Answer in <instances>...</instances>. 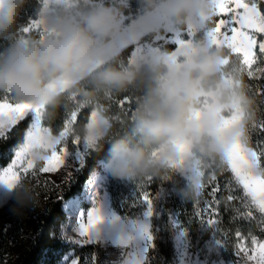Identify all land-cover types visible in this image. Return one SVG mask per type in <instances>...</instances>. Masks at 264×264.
<instances>
[{
	"label": "trees",
	"instance_id": "1",
	"mask_svg": "<svg viewBox=\"0 0 264 264\" xmlns=\"http://www.w3.org/2000/svg\"><path fill=\"white\" fill-rule=\"evenodd\" d=\"M107 5H110L109 1ZM115 7L124 15L136 18L153 10L155 6L151 0H124L123 4L115 3ZM261 7L264 8V4ZM41 9L42 0H24L13 29L0 34V52L29 37L25 31L39 17ZM219 18L215 17V19ZM209 23L211 22H207L205 30L209 29ZM181 28L186 30V24L181 25ZM203 38V34L199 33L196 41ZM35 41H38V37L33 36L31 42ZM134 46H127L106 62L117 67L137 70L140 73V79L134 86L125 91L98 89L85 80L58 94L45 108L43 124L54 135H58L63 129L65 120H69L74 113L77 114L73 134L66 141L70 150L75 148L72 144L73 139L79 138L82 144L94 111L103 112L109 121V128L100 145L86 157L82 168L67 185L56 186L47 178V175L39 173L38 169L34 177L32 171L22 176L20 181L23 180L30 185L26 189L29 193V202L21 208L20 203L12 196L9 203L0 210V264H57L62 256L71 250L76 251L81 263H84L85 257L95 253L97 264H117L108 260L105 250L100 245L89 244L77 248L64 240L61 230L67 215L63 204L66 200L83 193L92 173L110 159L113 144L123 140H139L135 122L145 92L152 86V73L149 70V64H142L139 68L132 65L131 54ZM175 48V44H169L164 50L172 52ZM235 59V56L231 57L232 61ZM256 66L264 68L260 60L254 68ZM223 75L234 76L239 87L242 86L247 96L251 98L252 112L246 133L247 144L258 154L264 152V130L260 127L264 124V94L261 93L264 89V78H249L246 73L239 77L231 74L227 67L223 69ZM221 76L222 74H216L211 83L212 88L217 87ZM5 95L17 101H23L11 93L0 91V98ZM125 97L131 102L120 107L118 102ZM30 123L31 118L20 122L9 134L8 139H0V169L11 163L15 151L26 138ZM158 148H151V155ZM193 152L196 156L202 157L205 164L219 159L202 151L193 149ZM157 166L155 172L142 174L133 179L112 175L108 183L112 205L121 215L132 216L143 212L147 204L140 199V194L142 191L151 194L156 215L152 221L154 249L150 252L149 264H174L172 222L175 218L188 231L193 247H202L208 242L218 241L222 245V257L233 264L237 261L233 249L237 230L246 236L252 234L264 239V231H262L264 214L253 209V217L249 219L244 215L249 209L238 200L228 199L229 195L242 196L243 191L235 183L227 167L204 170L202 194L199 199H196L191 187L180 173L164 165L157 164ZM261 166L264 167V155L261 156ZM147 177H153L150 184ZM217 185L219 190L214 197L210 196L209 193ZM209 202L219 212L214 225L207 223L208 216H205L202 221L196 215V212L203 209Z\"/></svg>",
	"mask_w": 264,
	"mask_h": 264
},
{
	"label": "clouds",
	"instance_id": "2",
	"mask_svg": "<svg viewBox=\"0 0 264 264\" xmlns=\"http://www.w3.org/2000/svg\"><path fill=\"white\" fill-rule=\"evenodd\" d=\"M78 2V0H77ZM163 7L178 26L193 20H209L215 13L213 0H151ZM24 0H0V34L13 29ZM46 23L52 35L42 41L16 42L0 52V91L46 107L57 96V87L65 81H88L94 88L125 91L140 79L134 69L100 63L105 42L121 26L117 12L102 0L87 7H57ZM226 58L223 48L198 42L186 49L182 60L166 64L149 62L152 86L138 108L136 132L139 140H123L112 145L107 166L120 178L133 179L155 172L157 163L150 149L164 147L174 156L177 145H186L210 156L220 157L222 150L246 139L252 101L241 87L212 88L217 69ZM209 96L205 107L203 99ZM236 104L242 118L229 121ZM46 151L39 146L32 156L42 161ZM25 181L8 188L21 205L29 202Z\"/></svg>",
	"mask_w": 264,
	"mask_h": 264
},
{
	"label": "rangeland",
	"instance_id": "3",
	"mask_svg": "<svg viewBox=\"0 0 264 264\" xmlns=\"http://www.w3.org/2000/svg\"><path fill=\"white\" fill-rule=\"evenodd\" d=\"M108 1L110 5H107ZM99 2H101V0H78V2L77 0H42V9L39 17L27 28L33 30L28 31L26 29L25 32L29 37L22 41L30 43L33 36L38 37V41H42L52 35L46 20L48 14L55 8L87 7L90 3L95 4ZM123 2L124 0H102V3L106 7H111L113 11L117 12L121 21V26L119 31L113 35L110 40L104 43L100 53V63L108 62L127 46L135 45L131 54V63L135 68H139L142 64H149L153 59H158L166 64H172L183 59L184 52L188 47L198 42H208L209 29L205 30L208 22L206 19L189 21L186 23L187 29L183 30L181 25L178 26L171 20L167 11L164 10L162 6L154 7L153 10L143 15L131 18L130 16L124 15L121 10L115 7V3L123 4ZM37 25L39 26V30L35 27ZM199 33H202L204 38L200 41H196V36ZM169 44L176 45L174 51L166 52L164 50L165 46ZM225 67L223 59L216 73L222 74L216 88L239 87V83L234 76L223 75V69ZM75 84L76 83L72 81L61 83L56 86L58 94L70 89ZM23 102L28 101L23 100ZM31 104L40 108L42 126L45 127L43 124V116L46 106L37 103ZM203 104L205 107L209 104V96L204 97ZM74 114L69 119V121H71L69 136L61 145H58V149L67 146L66 141L73 134V127L77 116L76 113ZM228 115L229 121L232 122L233 116L238 115L242 117V112L236 104H233ZM238 120L240 119L236 121ZM31 123L27 130L26 137L32 132ZM45 128L49 129L47 127ZM108 128L109 121L104 116L103 112L101 110L94 111L87 126L86 135L82 141V144L83 142H90L92 150L83 153V158L79 160V166H77L76 146L73 150H70L67 146L71 152L66 158L67 167L62 168L56 173L43 174L47 175V178L56 186L67 185L69 183L67 181V172L70 169H74V171H72V180L84 165L86 157L100 145ZM49 139L55 141L57 137L52 135ZM21 146H23V144ZM180 146H184L186 153L181 151ZM18 150L19 148L16 151ZM165 151L164 147H159L152 153L151 157L157 164L173 168L180 173L191 187L194 197L199 199L202 194L203 186L199 190V195H197L193 168L203 163L202 157L196 156L193 149L186 145H177L176 154L174 156L165 155ZM180 161H184L185 163L179 165ZM42 164L43 161H38L36 169H39ZM2 170L3 169H0V171ZM31 171L32 170H30V172ZM112 175L114 174L109 170L107 163H103L98 170L92 173L89 180L86 182L83 193L80 196L70 198L64 202L63 209L67 215V219L62 226L61 234L64 240L70 243L71 246L82 248L81 240L83 238L79 237L78 234V221L81 214L87 215L89 211L94 210L101 217L100 222L111 225L116 229V235L113 237L102 236L96 229L97 224L93 229V243L91 244L100 245L105 250L108 260L111 262H116L117 264H130L131 259L136 257L142 259L143 264H149L150 252L154 249L152 221L156 213L153 209V202L151 203V214H149L148 205L143 212L136 215L129 216L119 214L112 205L111 195L108 191V183ZM17 182H20V180ZM11 198L12 194L8 187H3V190L0 192V210L9 203ZM172 225L175 246L174 264H233L222 257V245L218 241L208 242L202 247H193L190 243L188 231L182 227L181 223L177 221L176 218L173 220ZM141 227L147 228L151 239L141 234ZM77 257L79 258L76 251L71 250L64 254L57 264H72V261ZM88 264H92V261H89ZM241 264H248V262L242 259Z\"/></svg>",
	"mask_w": 264,
	"mask_h": 264
},
{
	"label": "snow or ice",
	"instance_id": "4",
	"mask_svg": "<svg viewBox=\"0 0 264 264\" xmlns=\"http://www.w3.org/2000/svg\"><path fill=\"white\" fill-rule=\"evenodd\" d=\"M215 5V13L209 19L208 43L223 48L226 53L224 65L230 70L231 74L238 75L247 74L249 78H264V68L256 66L257 61L264 64V0H213ZM215 17H220L215 19ZM39 30V26H35ZM32 31L33 29H27ZM258 50V51H257ZM235 56V61L231 57ZM259 74V75H257ZM264 94V89L261 90ZM131 100L127 97L120 100L119 106L123 107L129 104ZM40 108L28 102L17 101L10 96L5 95L0 98V139H8L9 134L20 123L28 118H31L32 132L23 142V146L15 152L14 159L11 160L10 165L0 171V185H5L11 188L16 184L22 176H26L32 170L33 177L36 175L37 160L32 156L34 147H42L46 151L43 157V164L39 167V173H56L66 166V158L71 154L67 146L60 147L69 136L71 130V121L65 120L63 129L55 135L57 139L52 141L49 139L52 135L50 129L42 126L40 116ZM75 115V114H74ZM240 116H233L232 122L241 119ZM264 130V124L260 125ZM72 144L76 146L77 166L79 160L83 158L85 151H91L90 142H83L81 148V141L78 138L72 140ZM181 151L186 153L184 146H180ZM264 152L257 153L248 147L247 139L238 140L226 146L218 160H212L201 163L193 168L195 189L197 195L202 185V177L205 175V169H212L215 167L224 168L231 172L235 183L240 186L243 191L242 196L229 195V200H238L245 208L249 209L244 215L251 219L253 217V209H257L264 214V167L261 166V156ZM185 162L180 161L179 165ZM72 171L67 172V181L70 182L72 178ZM215 178V174H212ZM148 184H150L153 177H147ZM64 182V181H62ZM219 190V185L212 189L209 193L214 197ZM140 199L149 206V214H151V194L147 191H142ZM196 215L203 221L205 216L209 219L207 223L214 225L216 217L219 212L217 208L212 207L209 202L203 209L196 212ZM99 214L92 210L87 215L81 214L78 221V234L81 240V246L93 243V229L100 222ZM264 231V229H262ZM142 235L151 239L147 228L141 227ZM237 256L236 264H241V260H245L248 264H264V239H260L255 235H245L243 232L237 230L235 232V244L233 247ZM97 264V257L95 253L83 259L84 264ZM72 264H81V259L76 258ZM130 264H143V260L133 257Z\"/></svg>",
	"mask_w": 264,
	"mask_h": 264
},
{
	"label": "bare ground",
	"instance_id": "5",
	"mask_svg": "<svg viewBox=\"0 0 264 264\" xmlns=\"http://www.w3.org/2000/svg\"><path fill=\"white\" fill-rule=\"evenodd\" d=\"M3 187H5V185L0 186V192L3 190ZM96 229L98 233L102 234L104 237H113L116 235V229L111 225H106L103 222H99Z\"/></svg>",
	"mask_w": 264,
	"mask_h": 264
}]
</instances>
